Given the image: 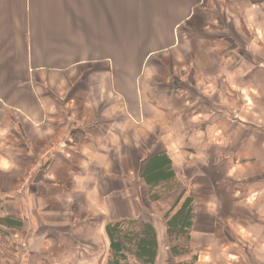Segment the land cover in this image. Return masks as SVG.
I'll return each mask as SVG.
<instances>
[{
	"label": "crops",
	"instance_id": "1",
	"mask_svg": "<svg viewBox=\"0 0 264 264\" xmlns=\"http://www.w3.org/2000/svg\"><path fill=\"white\" fill-rule=\"evenodd\" d=\"M260 5L264 1L0 0V174L8 177L0 179V192L7 191L3 186L15 188L7 191L5 211L10 214L8 205L23 208L29 231L23 247L36 254L32 264H104L110 252L107 226L119 220L162 229L163 216L142 178L150 156L167 153L182 180L178 156L189 163L223 160L229 148L222 138L226 143L234 135L232 110L199 87L203 102L193 111L194 102H148L151 62L164 53L166 72L173 74L180 71L174 61L187 58L184 73L194 71V64L211 79L220 77L222 67L231 74L239 66L246 70L252 49L264 56V48L250 43L264 28ZM216 7L219 18L211 13ZM210 28L212 34H190ZM244 58L245 64L235 65ZM254 73L256 68L245 74L248 85ZM191 74L183 85L194 83ZM238 150L235 144L225 158L229 178L249 171L247 164L239 165ZM202 174L210 184L208 170ZM66 201L94 208L59 229L47 223L35 228L37 203V213H48ZM157 237L160 252L164 238ZM198 253L199 259L205 256L199 248Z\"/></svg>",
	"mask_w": 264,
	"mask_h": 264
},
{
	"label": "rangeland",
	"instance_id": "2",
	"mask_svg": "<svg viewBox=\"0 0 264 264\" xmlns=\"http://www.w3.org/2000/svg\"><path fill=\"white\" fill-rule=\"evenodd\" d=\"M260 6L264 12V6ZM226 9H228L227 5L221 8L225 14ZM211 13L219 18V7H216V10L212 9ZM262 16L264 20L263 13ZM260 24H264V22ZM261 30V34H263L264 28ZM203 33L212 34L213 31L211 28L207 29V32L198 31V29L190 31L193 36L198 34L205 35ZM261 34L259 31L257 36L263 41L264 34L262 36ZM255 37L253 36L254 41L252 42L251 40L250 43H254V47H259V50H261L264 45L258 43L259 38ZM262 55L261 52L256 53L254 48L251 55H246L248 62L254 66L248 64L246 70L243 69V66H239L232 74L225 67H222L220 68V77L214 79L210 78L211 74L207 76L203 71L199 73L198 66L194 64L191 65L194 71L190 69L187 73H184L181 67L183 63L187 67V58L182 63L181 54L179 55L180 59L177 62L174 61L175 65L177 64L175 66L176 69H180V71H175L173 74L171 72L167 74L166 72L168 63L164 53L161 55L163 59L156 58L151 62L155 71L152 76L153 86L148 102H194V104H189L190 110L193 111L196 107V102H203L202 96L198 94L199 90L197 87H199L202 89L201 92L209 97V100L221 102L220 104L231 109L233 115H235L234 119L231 120L229 118V129L234 134L233 138L226 143L225 139L222 138L223 147L229 148L227 154L223 152V160L219 159L218 163L210 160L204 163V161L198 159L196 162L189 163V161L184 160L182 154H179L182 156L177 157V159L179 158L178 164H182L180 168L184 167L183 180L176 174V177H172L162 183L164 185L159 188L160 197L158 199L155 201L150 199L151 203H153L152 205L155 204L157 212L163 216V219L159 218V220L163 221L162 229L158 230V232L156 231V233L157 236L158 234L160 235L161 240L164 238V242L162 241L164 249L160 252L158 250L154 264H178V262L192 259L194 256L195 258L197 257L196 264H264V232H262L264 229V76L259 73L261 69L264 70V59L261 60L264 56ZM167 59L169 60V57ZM196 60L201 62L197 58ZM229 61L230 58L225 60L226 63ZM246 62L247 59L244 58L235 65H243ZM255 68L257 73L254 74L257 75H254L255 79H252L253 83L248 85L245 79L249 75L246 76L245 74ZM172 69L174 70L173 67ZM208 69L212 70L211 67ZM223 71H227L228 74ZM190 73H192L191 77H193L194 83L187 85L193 89L187 90V85L183 84L188 81V77L190 78ZM170 75L174 79L170 80L172 83H167ZM183 79L185 81H182ZM228 82H232V85L228 86ZM168 84H173L171 92L166 89ZM185 87L187 88L186 90ZM259 87L262 88L259 89ZM196 114L194 113V115ZM198 119L200 122L204 120L203 117L199 116ZM192 121L193 117L187 123ZM235 144L239 148L237 157L241 158L240 160L238 159L239 165L247 164L249 171H238L236 176L229 178L226 175L229 172L228 169H230V165L227 163V159L230 158L228 152ZM225 158L227 159L225 160ZM202 168L208 170L211 178V183L208 185L205 184L206 179L202 174ZM152 169L153 166L151 167ZM0 175H2L0 179L6 182L8 177L3 173ZM205 175L207 177L206 172ZM159 177H168V174L165 176L164 173H161ZM236 177L237 179H234ZM239 177H245L246 179ZM142 178L144 179L143 176ZM3 187L7 191L15 189L8 186ZM7 191L0 192V217L11 216L13 221L3 222L0 220V264H32L34 260H37L36 254H32L31 248L24 251L23 247L25 238L29 234L28 218L24 211H21L23 208L17 204L16 207L8 205L10 214H6V197H9L10 193ZM170 195H172L171 200L169 199L170 201L166 205L161 203L164 198ZM86 196L85 194V199ZM187 197L193 199L196 220L191 229H189L191 235L188 243L182 241L185 235H181V240L178 242L181 245L188 244V246H184L180 252L174 253L169 245V235L168 232L166 234L167 227L165 230L164 223L181 208ZM40 207L37 203V208L35 209V206L33 208L39 220H36L35 228L37 223L42 227L47 223L49 228L54 230L59 229L55 227H63L73 221V216H75V219L83 216V219L86 218V212L89 213V210L92 211V208H94L92 204L87 202L66 201L49 207L51 209L48 213H37L41 211L39 210ZM237 210L239 214L235 215ZM240 212L242 213L240 214ZM77 213L78 215H75ZM173 230L177 232L180 230L177 223L173 226ZM107 235L110 252L106 257L104 256V260L107 258L104 264H109L108 261L111 262L118 258L114 256H120L123 253L128 256L130 262L141 264L140 258L145 255L144 252L136 251L134 248L127 246L111 249L112 240L108 232ZM103 241L100 240V243H103ZM170 242H172V239H170ZM173 242H175L174 239ZM198 248L205 255L200 257V259L198 258ZM105 253L104 250L102 255ZM100 254L99 252V256ZM21 258H23L22 262L20 261ZM102 262L103 260H101L100 264Z\"/></svg>",
	"mask_w": 264,
	"mask_h": 264
},
{
	"label": "trees",
	"instance_id": "3",
	"mask_svg": "<svg viewBox=\"0 0 264 264\" xmlns=\"http://www.w3.org/2000/svg\"><path fill=\"white\" fill-rule=\"evenodd\" d=\"M152 166L153 169L151 170ZM161 173H164L165 176L168 174V177H159ZM142 176L149 187L150 199L155 201L160 197L159 188H162V183H165L166 180L172 177H176L175 167L171 157L167 153H158L150 156L145 163ZM0 220L3 222L13 221L11 216H2ZM195 220L196 212L193 199L187 197L181 208L165 221L167 227L166 234L168 232L169 235V245L174 253H178L184 246H188V244L181 245L178 242L181 240V235H185L182 241L188 243L191 235L189 229L194 225ZM176 223L180 229L178 232L173 230V226ZM107 232L112 240L111 249H119L121 246L131 247L136 251L144 252L145 255L140 258L141 264L155 263L158 255V237L156 229L151 223L136 219L119 220L110 223L107 226ZM170 239H172V242H170ZM173 239L175 242H173ZM114 257L118 258L111 262L108 261L109 264H139L138 262H130L125 253ZM196 260L197 257L195 258L194 256V258L182 260L178 264H196Z\"/></svg>",
	"mask_w": 264,
	"mask_h": 264
}]
</instances>
